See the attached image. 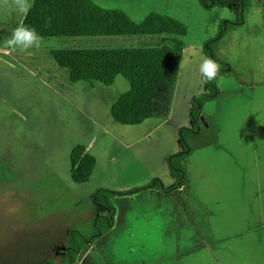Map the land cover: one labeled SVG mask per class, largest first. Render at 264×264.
<instances>
[{
	"label": "rangeland",
	"instance_id": "374dc122",
	"mask_svg": "<svg viewBox=\"0 0 264 264\" xmlns=\"http://www.w3.org/2000/svg\"><path fill=\"white\" fill-rule=\"evenodd\" d=\"M94 2L124 10L136 21L158 12L187 24L188 33L182 37L184 52L173 115L167 119L150 118L137 125L117 122L111 108L130 89V82L122 75L117 76L113 85L73 82L70 69L60 67L52 52L153 48L168 43L174 36L50 37L43 38L38 49L20 52L5 48L2 42L25 16L0 7V264L61 262L71 231H89L96 217L110 212L109 207L94 198L100 188L125 191L147 185L155 178L162 179L167 187L173 186L175 180L166 157L183 149L179 128L192 126L191 99L207 91L199 70L202 59L208 57L205 43L218 35L224 20H236L239 15L236 4L207 9L199 0ZM245 17L247 26L242 36L263 33L264 0H252ZM225 37L215 46L216 55L229 63L232 59L240 78L248 81L264 78V34L262 42L251 43L249 48L254 49L246 56L250 65L247 68L242 67L244 50H231ZM219 86L224 87L223 82ZM235 88H230V93ZM230 93L205 103L206 119L221 104L225 108L229 105L234 95ZM200 125V133L189 139L194 154L185 160L186 187L171 198L147 193L114 197L112 202L118 212L113 229L97 238L78 264H99L101 253L107 257L101 264H246L240 261V255L244 251L243 240L250 237L247 234L251 231L230 228L225 221L221 228L214 199H210L209 208L198 207L202 209L198 210L201 236L195 234L187 214L183 213L187 200L180 201V195L184 197L189 192L195 203L192 163L196 162L203 171L202 189L214 192L216 188V158L201 153L206 145L217 142L216 135L205 121L200 120ZM78 144L88 147L97 159L93 175L85 183H76L71 174V155ZM254 155L258 166L253 175L257 173L259 177L248 178L243 168L247 181L241 182V188L253 194L249 201L253 213L244 216L257 224L263 218L255 210L264 195L260 194L264 192V153L257 148ZM256 196L258 202L254 205ZM160 204L168 208L174 205L181 224L169 223L172 215L161 214ZM90 249L93 253L87 255Z\"/></svg>",
	"mask_w": 264,
	"mask_h": 264
},
{
	"label": "trees",
	"instance_id": "16d2710c",
	"mask_svg": "<svg viewBox=\"0 0 264 264\" xmlns=\"http://www.w3.org/2000/svg\"><path fill=\"white\" fill-rule=\"evenodd\" d=\"M199 1L207 9L236 4L239 6V15L236 20H224L218 35L205 43V54L220 65V71L214 80L208 81L203 77L208 91L196 94L191 99L192 126L179 129L183 149L167 157V165L175 179L173 186L167 187L162 179L155 178L147 185L130 190H96L94 198L109 207L110 212L96 217L89 231L73 229L64 259L61 262L47 261L44 264H78L87 248L114 227L118 212L112 202L114 197L137 195L152 189L170 193L185 185V160L193 152L189 139L196 137L201 131L203 106L218 96V79L234 71L231 63L216 55L215 46L228 33L245 25L246 8L252 0ZM31 5L23 23L34 27L42 38L174 36L168 43L153 48L58 49L52 52L60 67L70 69L73 82L84 80L113 85L119 75L130 82V89L121 94L111 108V115L117 122L137 125L150 118L167 119L170 116L183 59L182 37L188 33L186 23L158 12H151L144 19L136 21L124 10L106 8L94 0H31ZM96 165V157L85 145L78 144L74 147L71 155V174L76 183L87 182Z\"/></svg>",
	"mask_w": 264,
	"mask_h": 264
},
{
	"label": "crops",
	"instance_id": "0c3cea01",
	"mask_svg": "<svg viewBox=\"0 0 264 264\" xmlns=\"http://www.w3.org/2000/svg\"><path fill=\"white\" fill-rule=\"evenodd\" d=\"M246 26L247 23L231 31L224 39L227 44L226 46L230 45L229 47L231 50H244L245 60H243V68L250 66L246 63V56L251 53L250 49H254L249 48L251 43L262 42L261 35L264 34L263 30V33L257 36L251 33L242 36L241 34L244 32L243 30ZM259 58L262 60L261 56ZM231 62L234 64L232 59ZM232 63L231 67L234 69ZM237 70V72L234 70L222 75L218 79V86L220 82H223L224 87L219 86V94L215 100H218V97L222 96V94H229L231 92L229 91L230 88L237 87L230 93V95H234L229 100V105L225 108L222 106L223 104H221L217 112L211 113V118L208 119H206L204 115L205 104L201 112V120L206 122L208 128L213 129L217 139L215 144L206 145L201 150L202 154L206 153L216 158V188L214 192L210 188L206 191L205 188L202 189L204 181L201 179V175L203 171L195 162V164L192 163L193 178L191 179L192 183L196 185V190L193 191L195 203L192 201L189 192L188 195L186 193L184 197L180 195L179 200L182 202L185 199L187 200L184 201L187 202V205L184 207L183 213L184 215L187 214V220L193 225L195 234L201 236L198 225V210L202 212V209L198 207L203 206V208H209L211 203L210 199H214L215 214L221 228L224 227L223 221H225L227 226L231 225L230 228H237V230L247 228L251 231L247 234L250 237L243 240L242 244L244 251L240 255V261L246 264H264V231L260 232L264 230V195L260 205H257L255 210V212H258L263 218L260 219L257 224L252 223L250 217L248 215L245 217L244 214L247 212L253 213V208L249 203V201L252 200L253 194L241 188V186H243L241 182L247 181V177L243 175V168L247 170L248 178L257 179L259 177L257 173L253 175V173L257 171L256 168L258 166L257 161L254 159V149H261L264 153V78L248 81L242 77L240 78L238 76L239 69L237 68ZM253 73H256V71H252V74ZM257 74L260 75L259 73ZM227 76H231V79ZM227 91L229 93H227ZM172 115L173 106L168 118ZM213 118L215 121L214 124L212 122ZM259 135L260 137H258ZM193 154L191 153V156L188 158L192 157ZM184 187H186V185L170 193H165L157 189L146 190L137 194V196H142L147 193V195L163 194L171 198L174 194H179L180 190ZM240 188L242 190H240ZM260 194L262 195L264 192L262 191ZM257 202L258 199L256 196V198H254V205H256ZM161 205L162 204L159 205L161 214L172 215V221L169 223L179 222L180 225L181 221H179L178 209L174 205L170 208H168V206L161 207ZM241 213H243V215ZM232 262L235 261L232 260Z\"/></svg>",
	"mask_w": 264,
	"mask_h": 264
},
{
	"label": "clouds",
	"instance_id": "9594fccd",
	"mask_svg": "<svg viewBox=\"0 0 264 264\" xmlns=\"http://www.w3.org/2000/svg\"><path fill=\"white\" fill-rule=\"evenodd\" d=\"M31 6L30 0H0V7L14 10L21 16H26ZM42 39L34 27H29L21 21L12 30L11 35L4 38L2 43L5 48L27 52L33 48L38 49ZM199 70L206 80L211 81L217 77L220 71V65L215 60L204 57L199 65Z\"/></svg>",
	"mask_w": 264,
	"mask_h": 264
},
{
	"label": "flooded vegetation",
	"instance_id": "af4514ba",
	"mask_svg": "<svg viewBox=\"0 0 264 264\" xmlns=\"http://www.w3.org/2000/svg\"><path fill=\"white\" fill-rule=\"evenodd\" d=\"M89 248H87V250H88ZM87 250L84 252L85 254H86V252H87ZM91 253H93V251L90 249V251L87 253V255L88 254H91ZM66 254V253H65ZM84 254V255H85ZM101 255H102V257H99L98 259L100 260L99 262V264H101V263H103L104 261H105V259H107V257L105 256L106 254H103V253H101ZM81 260H82V258H81ZM98 261V260H97Z\"/></svg>",
	"mask_w": 264,
	"mask_h": 264
}]
</instances>
